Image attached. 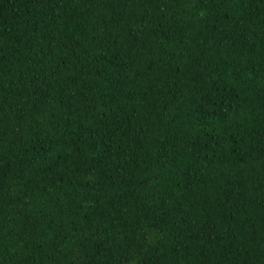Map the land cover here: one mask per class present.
<instances>
[{
  "label": "trees",
  "instance_id": "16d2710c",
  "mask_svg": "<svg viewBox=\"0 0 264 264\" xmlns=\"http://www.w3.org/2000/svg\"><path fill=\"white\" fill-rule=\"evenodd\" d=\"M0 264H264V0H0Z\"/></svg>",
  "mask_w": 264,
  "mask_h": 264
}]
</instances>
